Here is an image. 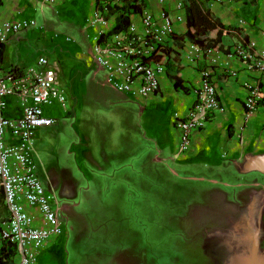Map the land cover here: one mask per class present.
I'll use <instances>...</instances> for the list:
<instances>
[{"label":"crops","instance_id":"0c3cea01","mask_svg":"<svg viewBox=\"0 0 264 264\" xmlns=\"http://www.w3.org/2000/svg\"><path fill=\"white\" fill-rule=\"evenodd\" d=\"M177 1L168 0L164 5L173 16L179 13L175 9ZM149 5L154 14H159L161 6L156 0H149ZM39 6L41 9L57 8L70 24L87 30L91 46L87 53L78 50L75 60L87 63L95 75L102 72L91 66L89 57L93 31L87 26L95 0H60L54 5L45 0H0V21L13 18L35 21L32 15ZM209 8L226 31L221 51L203 55L184 38L187 18L186 9L183 10L185 23L177 24L176 40L183 42L184 47L179 48L175 42L170 65L161 77L159 93L143 101L112 88L118 93L109 102L113 118H108L107 123L97 120L92 125L93 145L102 149L99 154L102 158L95 157L93 162L100 172L114 166L120 170H131L136 165L143 169H164L170 176L180 178H172V183L182 181L187 185V219L195 226L194 233L202 234L197 261L192 264H264V113L248 115L244 107L248 95L244 83L264 79V0H211ZM32 37L28 29L10 34L0 50V69H22L23 59L24 67H37L38 61L29 59L28 43ZM240 44L252 58L237 53ZM57 45L58 50L61 45ZM50 62L58 68L59 85L63 89L61 76L64 72L58 61ZM205 69L216 84L218 99L226 112L218 113L203 130L194 132L189 150L181 152L174 119L185 116L194 103L195 90ZM177 79L181 84L179 88L175 87ZM63 90L70 94L69 90ZM72 99L76 108L77 98L73 95ZM56 103L67 109L68 104L58 101H54L52 107ZM22 114L23 109L6 113L12 118ZM116 124L124 130L117 133ZM83 131L88 132V122L82 124L80 133L84 134ZM83 136L85 140L89 137ZM121 137L126 140L127 149L119 148L117 142ZM97 154L98 150L94 149V156ZM113 183L129 190L133 182L127 175ZM121 195L122 191L114 193L112 202L121 203ZM126 247L119 245L109 249L105 246L98 250L100 253H92L102 257H91L94 260L91 264H163L145 258L130 259L127 256L135 250Z\"/></svg>","mask_w":264,"mask_h":264},{"label":"rangeland","instance_id":"374dc122","mask_svg":"<svg viewBox=\"0 0 264 264\" xmlns=\"http://www.w3.org/2000/svg\"><path fill=\"white\" fill-rule=\"evenodd\" d=\"M62 14L57 8H40L32 15L36 25L28 29L33 34L28 43L29 59L38 61L45 56L52 62L58 61L64 72L62 87L72 93L67 92V109L57 106L58 103L46 107V113L56 121L38 128L29 144L28 157L34 175L46 192L57 198V203L52 200V207L61 209L62 233L53 245L39 254L38 264H91L94 261L91 257H102L92 253L96 254L105 246L114 249L119 245L135 250L127 256L130 259L145 258L163 264L196 262L202 234L194 233L195 226L187 219V185L182 181L171 182L172 178H180L170 176L164 169H143L138 165L131 170L114 166L100 172L94 164V158L99 157L102 149L93 145L92 125L97 120L107 123L108 118H113L109 102L118 93L107 84L105 71L95 75L87 63L75 60L78 50L88 52L90 40L86 29L70 24ZM57 43L62 49H56ZM22 62V69L31 67H24ZM73 95L77 98L76 108ZM22 109L21 99L8 98L6 113ZM86 122L88 132H83L89 137L85 140L80 132ZM116 127L117 133L124 130L120 124ZM102 144L105 148V143ZM117 144L127 149L128 144L122 137ZM94 149L98 150L96 156ZM127 175L133 182L129 190L113 183ZM121 191V203L112 202L113 194ZM6 214L4 207H0V221Z\"/></svg>","mask_w":264,"mask_h":264},{"label":"built area","instance_id":"2783aa9c","mask_svg":"<svg viewBox=\"0 0 264 264\" xmlns=\"http://www.w3.org/2000/svg\"><path fill=\"white\" fill-rule=\"evenodd\" d=\"M59 1L45 0L51 5ZM167 1L156 0L161 6L156 15L148 8L149 0H95L87 26L93 31L89 57L95 69L106 72L107 83L115 90L143 101L159 93L178 35L177 24L185 23L181 13L184 2L177 1L179 13L173 16L164 8ZM35 25L34 21L14 18L1 20L0 42ZM192 46L203 55L214 51ZM237 53L252 58L243 44ZM58 75V68L45 56L39 57L37 67L0 69V187L7 210L0 223V241L13 245L17 264H38L39 254L62 233L61 209L52 207L54 197L34 175L28 157L37 129L56 121L46 114V106L54 101L67 105L68 96L59 85ZM244 85L248 91L244 100L247 114L264 113V79ZM195 95L187 114L174 119L181 152L189 150L194 132L203 130L218 113L226 112L206 69L201 72ZM12 97L23 102V114L17 118L6 115L8 98Z\"/></svg>","mask_w":264,"mask_h":264},{"label":"trees","instance_id":"16d2710c","mask_svg":"<svg viewBox=\"0 0 264 264\" xmlns=\"http://www.w3.org/2000/svg\"><path fill=\"white\" fill-rule=\"evenodd\" d=\"M184 2L186 9L187 30L184 38L203 50L221 51V41L226 34L222 24L216 19L209 8L210 0H180ZM179 48L184 47L183 42H177ZM5 43L0 42V50ZM170 65V62L168 63ZM17 70L19 68L12 67ZM8 69V70H10ZM175 87H181L180 80H175ZM0 207H4L7 213L3 194L0 190ZM7 216V214H6ZM5 216V218H6ZM5 218H2L5 219ZM1 223V221H0ZM15 248L13 245H6L0 241V264H15Z\"/></svg>","mask_w":264,"mask_h":264},{"label":"flooded vegetation","instance_id":"af4514ba","mask_svg":"<svg viewBox=\"0 0 264 264\" xmlns=\"http://www.w3.org/2000/svg\"><path fill=\"white\" fill-rule=\"evenodd\" d=\"M54 199H55V202L57 201V198L56 197H54Z\"/></svg>","mask_w":264,"mask_h":264}]
</instances>
